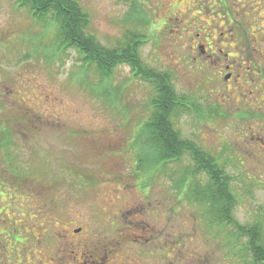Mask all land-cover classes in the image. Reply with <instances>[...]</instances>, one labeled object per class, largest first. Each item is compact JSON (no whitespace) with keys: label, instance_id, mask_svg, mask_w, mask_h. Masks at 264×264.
<instances>
[{"label":"rangeland","instance_id":"obj_1","mask_svg":"<svg viewBox=\"0 0 264 264\" xmlns=\"http://www.w3.org/2000/svg\"><path fill=\"white\" fill-rule=\"evenodd\" d=\"M73 1L88 15L87 35L103 46H118L129 31L145 35L144 66L170 73L179 95L205 106L213 82L193 87L205 85L202 79L210 75L192 69L186 55L192 47L202 51L192 44L195 29L177 38V19L171 20L185 17L180 27L189 26L186 3ZM31 10L23 0H0V264H83V251L108 247L122 233L117 228L133 232L135 220L149 225L147 232L165 250L149 252L146 240L125 244L119 264H179V254L182 264H264L249 248L250 236L237 227L258 229L257 244L264 245V166L256 164L264 155L246 153L262 149L242 141L232 122L209 112L191 119L180 110L176 127L182 137L202 146L215 159L218 176L227 179L223 214L212 212V200L197 193L212 178L185 173L194 156L154 162L160 155L141 141L138 129L152 113L154 85L128 65H117L106 77L86 67L76 48L58 50L55 23L45 25ZM210 44L208 51H218ZM262 59L252 61L256 79L264 77ZM222 215L232 220L223 222Z\"/></svg>","mask_w":264,"mask_h":264},{"label":"flooded vegetation","instance_id":"obj_2","mask_svg":"<svg viewBox=\"0 0 264 264\" xmlns=\"http://www.w3.org/2000/svg\"><path fill=\"white\" fill-rule=\"evenodd\" d=\"M182 2L188 5L187 16L189 15L193 21L188 24L190 27L187 26L184 30V28L181 29L179 22L182 19L186 20L185 17L181 19L179 16H171V20L177 19L175 37L178 38L185 31L195 29L192 44L197 42L202 51L198 54L192 47V51L186 55L193 60L192 69L204 70L205 74L207 71L210 75L202 79L206 82L205 85L199 83L193 87H210L209 84L213 82L211 84L213 88L207 94L209 98L207 97L205 106L195 103L194 99L188 100L186 106L189 108L190 118H199V113L209 112L218 119L232 122L237 125L235 133L242 141L252 143L255 150L262 149L259 153V150L255 153L250 151L246 153L252 157L264 155V77L256 79L251 72L252 61L256 60L257 55L260 58L264 57V0H188V2L182 0ZM207 19L209 23L206 22ZM202 22L207 25H199ZM255 42L263 46L257 47L254 45ZM207 43H211V49L218 51H208ZM196 54L199 56H195ZM222 76L225 78L224 83L220 82ZM257 140L263 141V145L257 147ZM249 144L246 146L252 148ZM196 146L203 151L202 146L198 144ZM256 164L264 166V161L259 159ZM128 215L132 217L130 213ZM120 218H123V215ZM140 222L139 220L131 222L135 224L133 232H128L126 229L119 230L118 227L116 232L122 233L112 237L109 241L111 245L101 247V251L95 250L92 254L90 251L88 255L83 251L82 256L89 259H85L83 264H117L121 257V246L139 244L145 240L149 243L147 248L149 252L165 250L161 243L155 242V236L147 232L151 227L143 221ZM115 225H118V222ZM153 227L156 225L153 224ZM140 231H146V233H140ZM166 239L169 241L168 237ZM165 245H168V242ZM235 246L237 245L233 246L234 255L236 254ZM102 251L104 255H101ZM179 256L181 254L178 255L177 262L182 264ZM236 263L234 260V264Z\"/></svg>","mask_w":264,"mask_h":264},{"label":"trees","instance_id":"obj_3","mask_svg":"<svg viewBox=\"0 0 264 264\" xmlns=\"http://www.w3.org/2000/svg\"><path fill=\"white\" fill-rule=\"evenodd\" d=\"M23 3L29 4L34 18L41 19L40 21L45 25L51 22L55 23L58 50H64L70 46L76 48L81 53L82 61L86 67H93L106 77H112L113 70L117 65H128L136 76L142 77L154 85L157 92L150 103L152 113L138 129L141 141L146 142L147 148L153 154L160 155L154 162L177 161L182 155L192 154L195 164L191 170L187 169L185 173L189 174V178H192L196 177L199 172H205L212 178V184L203 188V192L197 193L201 194L205 201L212 200L214 205L212 212L222 213L224 199L229 200L227 179L225 176H218L220 170L216 169L215 159L207 152L204 153V150L202 151L195 143L185 140L176 127V118L179 117L180 110L188 111L189 109L186 106L188 101L177 93L170 73L160 74L144 66L140 49L144 43L145 35H141L137 30L129 31L118 46H103L96 41L94 36L87 35L88 15L75 1L23 0ZM136 13L137 17H142L137 9ZM146 17L147 15L144 14L145 20ZM145 22L143 20L141 25H145ZM181 182L185 184L188 180L184 179ZM221 220L224 222L232 219L222 215ZM237 227L239 232L250 236L249 248L256 260L264 262V245L257 244L260 240V231L256 228L246 229L238 224Z\"/></svg>","mask_w":264,"mask_h":264}]
</instances>
